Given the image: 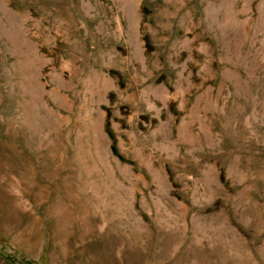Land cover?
Masks as SVG:
<instances>
[{"label":"rangeland","instance_id":"rangeland-1","mask_svg":"<svg viewBox=\"0 0 264 264\" xmlns=\"http://www.w3.org/2000/svg\"><path fill=\"white\" fill-rule=\"evenodd\" d=\"M0 264H264V0H0Z\"/></svg>","mask_w":264,"mask_h":264}]
</instances>
